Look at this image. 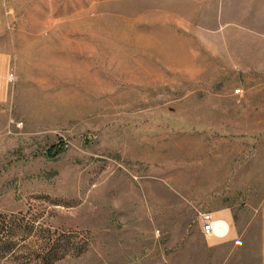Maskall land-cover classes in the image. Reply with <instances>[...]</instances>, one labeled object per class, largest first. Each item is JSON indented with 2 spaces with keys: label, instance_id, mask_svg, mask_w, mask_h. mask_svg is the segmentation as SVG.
Here are the masks:
<instances>
[{
  "label": "rangeland",
  "instance_id": "1",
  "mask_svg": "<svg viewBox=\"0 0 264 264\" xmlns=\"http://www.w3.org/2000/svg\"><path fill=\"white\" fill-rule=\"evenodd\" d=\"M50 251L264 264V0H0V264Z\"/></svg>",
  "mask_w": 264,
  "mask_h": 264
},
{
  "label": "built area",
  "instance_id": "2",
  "mask_svg": "<svg viewBox=\"0 0 264 264\" xmlns=\"http://www.w3.org/2000/svg\"><path fill=\"white\" fill-rule=\"evenodd\" d=\"M14 73L9 75V82H16ZM202 233L207 240L219 242L228 241L232 235V225L229 221L215 217L213 213H200Z\"/></svg>",
  "mask_w": 264,
  "mask_h": 264
},
{
  "label": "trees",
  "instance_id": "3",
  "mask_svg": "<svg viewBox=\"0 0 264 264\" xmlns=\"http://www.w3.org/2000/svg\"><path fill=\"white\" fill-rule=\"evenodd\" d=\"M65 152H67V146L65 144H62L59 148H53L49 152V157L55 159L61 154H64ZM65 254L66 253L64 251H58V253H54L52 251L43 252L44 258L41 264H52L55 261L62 259L65 256Z\"/></svg>",
  "mask_w": 264,
  "mask_h": 264
},
{
  "label": "crops",
  "instance_id": "4",
  "mask_svg": "<svg viewBox=\"0 0 264 264\" xmlns=\"http://www.w3.org/2000/svg\"><path fill=\"white\" fill-rule=\"evenodd\" d=\"M214 215H215V217H220V218H223V219H225V220H227V221H229L230 222V224L232 225V235L231 236H233L234 235V232L235 231H233L234 229H233V219H232V217H231V215L230 214H228V213H220V212H215V213H213ZM201 230H202V228H201ZM204 236V235H203ZM230 239H231V237H230ZM229 239V240H230ZM228 240V241H229ZM224 242H227V241H224Z\"/></svg>",
  "mask_w": 264,
  "mask_h": 264
}]
</instances>
